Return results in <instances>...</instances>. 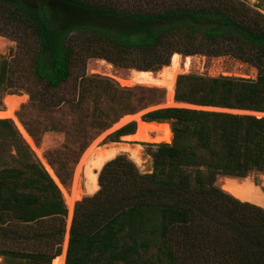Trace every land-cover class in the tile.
Instances as JSON below:
<instances>
[{
	"label": "trees",
	"instance_id": "trees-1",
	"mask_svg": "<svg viewBox=\"0 0 264 264\" xmlns=\"http://www.w3.org/2000/svg\"><path fill=\"white\" fill-rule=\"evenodd\" d=\"M258 7L242 0H0V36L16 43L14 58L0 62V92L22 91L46 110L66 107L79 123L93 119L99 133L161 105L165 93L86 76L88 60L157 72L177 54L231 57L255 68L257 79L181 75L174 101L264 114ZM142 120L135 134L132 123L111 141H137L170 122L172 133L166 124L165 142L150 152L152 172L137 168L139 150L116 157L123 147L89 162L76 202L95 194L75 205L65 264H264V209L215 186L218 176L264 173V117L162 108ZM0 140L15 151L0 154V258L52 264L65 234V201L10 120H0Z\"/></svg>",
	"mask_w": 264,
	"mask_h": 264
},
{
	"label": "rangeland",
	"instance_id": "rangeland-1",
	"mask_svg": "<svg viewBox=\"0 0 264 264\" xmlns=\"http://www.w3.org/2000/svg\"><path fill=\"white\" fill-rule=\"evenodd\" d=\"M242 1H244L246 4H248L251 7L259 6L257 10L264 14V0L262 2L260 0H242ZM15 53H16V43L9 40L8 38L0 36V62L3 59L12 60L15 56ZM180 56L182 58L184 57L182 55ZM190 57H192L191 67L186 72H182L181 73L182 75H195L205 78L226 77V78H235V79H244V80H256L258 76L257 70L255 68L251 67L246 63H242L236 59H233L231 57H206L200 55L190 56ZM161 70L157 72H152V74L157 75L158 73H160ZM132 71L135 70L120 68L110 63L108 64V62L106 61L102 62V60L91 59L87 61L85 74L86 76H98L101 78L110 79L115 83H117L120 87H128V86H121L120 82L127 80L131 76ZM181 74H179L175 78L174 92H175L176 80L179 76H181ZM136 86L151 87L162 90L165 93V97L161 105H167V107H171V108L180 107L185 109L205 110V111H212L218 113H230V114H239V115H252L257 117L256 115L252 114L254 112L245 113L244 111L224 110V109H216V108H201L196 106L173 107L172 104L173 102L168 103V101L166 100L165 89L156 87L158 85L156 86L133 85L129 87H136ZM15 104H17V110L15 113L16 124L15 122H12L11 120L10 121L12 122V124L14 125L15 129L19 134H20L19 129L21 128V130L23 129V131L25 132L26 136L29 137L28 140H25L22 137V135H20L22 140L29 147L30 151L33 153L34 157L37 159V161L47 172L51 180L57 186L61 194V197H62V193L69 194L71 192L72 185L74 184V177L77 171V175L75 178V186H74L73 208L69 221L67 219L68 216H66L65 234L61 244V253H62L64 239L66 235L65 250H64L65 258L63 262V264H65L66 253L69 242V231L73 220L75 205L76 203L80 202L82 199L86 197H90L95 194V193L92 195L86 194L82 196V198L79 201L76 202V194L78 187L80 189H84L85 180L83 177V171L85 167L98 154L108 149H116L123 147L124 149L120 150L119 154L116 157L125 155L128 159H130L129 154L126 150L127 149L139 150L141 163L137 165V168L142 173H151L153 170V161L150 156V152L155 150L156 145H160L158 143L165 142L166 127L168 125L171 131V123L163 122L165 124L157 125L153 132L140 134L139 139L137 141L136 140L124 141L123 137L125 136H122L119 138L118 142H112L111 136L121 128L125 127L126 125L121 127L124 123L127 124L131 122L129 124L133 123L134 128L136 129L138 125L137 124L138 120L134 117H129L128 115H125L119 118L114 123H112L107 129L99 133H95L92 127L93 124H91L93 119L92 121L88 119L87 120L83 119L82 123H79L75 113H73L70 109L66 107L46 110V109H42L39 106H35V107L32 106L29 102V96L22 91L13 94L8 93L7 91L0 92V110H4L8 107H12ZM86 107L87 109L85 111L86 112L85 115L89 116L92 111L91 108L92 105L89 102H86ZM155 107L157 106L148 107L136 113L144 111V114L142 115L143 117L148 112L157 109H162ZM127 116L128 118L120 122V124L118 125L119 121ZM261 117H264V115L259 116L258 118ZM0 120H9V119L4 118ZM172 142H173V134H172L171 142L168 144H171ZM0 154L3 156L14 155L15 151L13 149L10 150L9 145L4 144L0 140ZM83 158L85 159L84 164L82 165V167L79 166L80 169L78 170V165H80V162ZM47 166L49 170L47 169ZM100 172L98 173V176ZM225 178L228 177L218 176L216 178L215 186L220 190H222V186L225 183L224 182ZM244 179H247L251 184H253L259 190V192L262 195H264V173H253ZM237 180L240 181L242 179H237ZM62 200L64 202L63 197ZM64 204H66V202ZM67 214H68V207H67ZM0 264H3L1 258H0Z\"/></svg>",
	"mask_w": 264,
	"mask_h": 264
},
{
	"label": "bare ground",
	"instance_id": "bare-ground-1",
	"mask_svg": "<svg viewBox=\"0 0 264 264\" xmlns=\"http://www.w3.org/2000/svg\"><path fill=\"white\" fill-rule=\"evenodd\" d=\"M191 60H192V57H190V56L182 58L178 54L174 55L172 57V59L170 60V64L167 67H164L162 70L160 69L161 71L157 75H153L152 72L132 71L131 76L127 80L121 81L120 85L121 86H128V87L130 85L164 86L168 90L166 92V99L168 102H171L172 97H173V93H174L175 78L179 74H181L182 72H186L187 70H189V68L191 67ZM102 62H104V61L102 60ZM177 106H186V105L179 104ZM16 110H17V104H15L12 107H8L4 110H0V119L6 118V119L11 120L12 122H15ZM256 116L259 117V115H256ZM126 118H128V117H124L123 119H121L119 121L118 125L120 124V122H122ZM15 124H16V122H15ZM118 125H116V126H118ZM167 128L168 127H166V130H167ZM18 129H19V127H18ZM19 131H20V135H22V137L25 140H28L29 137L26 136L23 129L21 130V128H20ZM42 154H43V152H42ZM84 158H85V155H84ZM84 158L81 160L80 165H78V170L84 164V161H85ZM47 169H48V166H47ZM76 175H77V171H76ZM76 175L74 177V184L72 185L71 192L69 194H66V193L63 194L62 193V197H63V199L66 202L67 207H68V214H67L68 221H69V218H70V215L72 212V208H73V203H74V186H75ZM224 182L225 183L222 186V190L225 193H227L228 195L232 196L233 198H235L241 202H247L250 204H254V205L264 209V195H262L259 192V190L253 184H251L247 179H242L239 181V180H237V178H225ZM59 187H62V186H59ZM65 241H66V235H65V239H64L62 253L52 261V264H63L64 258H65V256H64Z\"/></svg>",
	"mask_w": 264,
	"mask_h": 264
},
{
	"label": "water",
	"instance_id": "water-1",
	"mask_svg": "<svg viewBox=\"0 0 264 264\" xmlns=\"http://www.w3.org/2000/svg\"><path fill=\"white\" fill-rule=\"evenodd\" d=\"M137 72H140V71H137ZM130 86H133V85H130ZM156 87H161L162 89H165V91L167 92L168 90L164 87V86H156ZM173 96H174V93H173ZM167 100V99H166ZM173 102V103H172ZM168 103H172L173 104V107H177V105H179V104H182V103H176L175 101H174V98L172 97V100H171V102H168ZM184 105H186V106H189V107H191L192 105H187V104H184ZM155 108H171V107H167V105H161V106H157V107H155ZM177 108H180V107H177ZM245 113H251V112H245ZM144 114V111L143 112H139V113H136V114H133V115H128L129 117H134V118H136L138 121L137 122H142V123H147V122H144L143 120H142V115ZM252 114H254V115H259V116H262V115H264V114H259V113H252ZM127 116V117H128ZM258 117V116H257ZM129 123H131V122H129ZM129 123H127V124H129ZM151 123V122H150ZM127 124H123L121 127H123V126H125V125H127ZM136 131H137V127H136V129H135V132H134V134L136 133ZM133 135V134H132ZM111 161V160H110ZM108 163V162H107Z\"/></svg>",
	"mask_w": 264,
	"mask_h": 264
}]
</instances>
